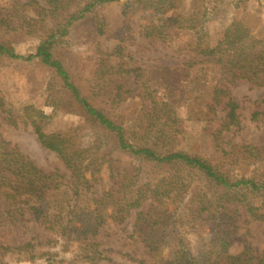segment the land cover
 <instances>
[{"label":"trees","instance_id":"trees-1","mask_svg":"<svg viewBox=\"0 0 264 264\" xmlns=\"http://www.w3.org/2000/svg\"><path fill=\"white\" fill-rule=\"evenodd\" d=\"M121 0H31L20 7L0 6V61H37L48 67L52 80L47 101L55 109L68 103V111L82 114V126L64 132L47 131L45 111L26 105L24 113L3 92L0 81V115L18 125L22 119L34 127L41 143L56 152L63 167L45 169L18 144L0 133V264L9 255L19 260L59 255L52 247L70 249L75 242L82 257L93 263L112 259L115 250L99 239L109 219L124 222L138 210L131 237L140 239L147 257L129 255L141 264H264V251L253 242L250 224L264 222V208L255 196H264V144L245 138L244 118L264 124V102L255 100L250 115L243 112L231 86L237 81L264 86V26L256 22L264 12L244 15L219 38H212L208 23L221 0H126L121 13L147 9L143 36L172 44L177 30L190 31L189 57L180 65H135L120 30L113 50L99 49L93 73L109 89L97 98L59 53L57 43L73 26L99 5ZM103 23V24H102ZM109 23V22H108ZM106 21H99L105 27ZM50 32L28 53L12 48L16 33ZM97 54V55H98ZM135 73L134 82L129 75ZM139 100L138 110L120 109ZM203 125L210 149L193 151L179 146L190 129ZM95 135L93 144L83 137ZM129 163L122 164V157ZM109 164L113 181L102 187V205L90 208V199ZM251 171V173H250ZM103 185V184H102ZM34 221L39 231L31 238L5 239L4 225ZM191 227L203 243L193 252L182 232ZM241 248L236 247L240 235ZM61 264H77L61 259Z\"/></svg>","mask_w":264,"mask_h":264},{"label":"rangeland","instance_id":"rangeland-1","mask_svg":"<svg viewBox=\"0 0 264 264\" xmlns=\"http://www.w3.org/2000/svg\"><path fill=\"white\" fill-rule=\"evenodd\" d=\"M28 1L31 0H0V6L6 9L16 8ZM39 1L45 3V0ZM124 1L126 0L99 5L95 11L79 20L64 40L57 43L59 53L67 60L68 66L79 75L86 90L97 98H102L103 93L109 89L107 83L93 73L99 57L98 48L113 50L120 43L117 35L119 30L127 38L125 41L128 46L127 52L132 53L134 57L132 62L135 65L144 67L151 63L180 65L190 54L189 44L193 40L192 32L177 30L172 44H163L156 41L154 37L151 42L142 34L143 25L147 23L145 15L149 11L142 8L133 15L124 16L121 13ZM262 9H264V0H221L212 12V18L208 23L211 37H221L232 22L244 15H253L251 19H254V14ZM101 20L109 23L105 27L102 25L100 29L99 21ZM257 21L260 22L261 27L264 26V12ZM53 38H55L53 33L43 31L33 34L16 33L11 46L17 52L28 53L35 50L41 42ZM52 77V71L37 61H0L1 86L3 92L14 102L15 110L21 109L24 113L26 105H33V108L27 110L28 114H36V108L45 111L48 116L40 120L45 129L50 132H64L75 126H82L88 130L85 117L80 113L69 112L68 103L57 109L48 103L47 88ZM128 77L136 91L141 90V84L134 82L135 73H131ZM231 92L243 105V112L247 116L250 115L255 100L264 102V86H252L249 82L240 80L231 86ZM139 103V100L128 101L120 109L132 112L138 110ZM244 125L243 131L237 137L238 140L245 138L255 144H264V124H257L245 117ZM0 133L13 144H18L20 149L29 154L42 168L54 169L59 166L64 168L60 156L45 147L39 140L34 127L22 119L18 125H14L3 120L0 115ZM208 134L203 131V125L195 126L181 137L179 146L184 149L188 147L197 152L209 151L211 142ZM94 139L95 135L87 134L82 140L85 145H90L93 144ZM123 163L125 165L129 163L128 157H122ZM257 168L264 172V161H261ZM112 175L109 164L105 163L101 171L103 180L96 187L98 191L90 199L91 209L95 210L102 205V187L108 189L111 186ZM254 201L264 208V196H255ZM137 212L138 210H133L124 222L109 219L101 228L99 239L103 240L107 247L115 250L111 253L110 260L93 263L84 259L78 251V243L75 242L68 250H62L60 245L52 247V250L57 251L59 255H53L51 258L44 256L36 260H19L16 255L11 254L7 258V264H61V259L72 260L77 264H141L132 260L129 255L121 254V252H129L135 257H147L144 243L140 239L131 237ZM250 227L254 244L260 251H264V222L254 221ZM3 231L5 239L20 240L31 238L39 231V227L34 221L27 222L25 226L6 223ZM182 232L190 238L193 252H200L203 243L192 228L183 227ZM243 244L244 238L241 234L236 247L239 249Z\"/></svg>","mask_w":264,"mask_h":264}]
</instances>
